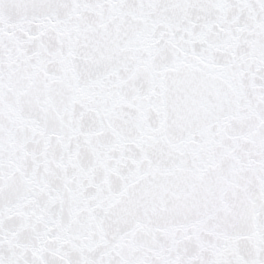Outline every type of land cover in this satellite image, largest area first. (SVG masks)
Listing matches in <instances>:
<instances>
[{
    "label": "snow or ice",
    "instance_id": "6c2138e0",
    "mask_svg": "<svg viewBox=\"0 0 264 264\" xmlns=\"http://www.w3.org/2000/svg\"><path fill=\"white\" fill-rule=\"evenodd\" d=\"M0 264H264V0H0Z\"/></svg>",
    "mask_w": 264,
    "mask_h": 264
}]
</instances>
